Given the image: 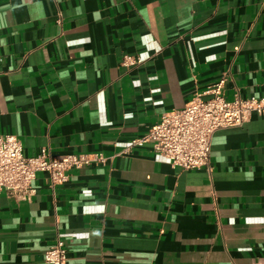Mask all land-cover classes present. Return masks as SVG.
Instances as JSON below:
<instances>
[{"label": "crops", "instance_id": "0c3cea01", "mask_svg": "<svg viewBox=\"0 0 264 264\" xmlns=\"http://www.w3.org/2000/svg\"><path fill=\"white\" fill-rule=\"evenodd\" d=\"M222 75L226 99L264 96V0H0V133L106 157L0 192V264L57 239L66 264H264L263 115L213 131L208 169L122 152Z\"/></svg>", "mask_w": 264, "mask_h": 264}, {"label": "built area", "instance_id": "2783aa9c", "mask_svg": "<svg viewBox=\"0 0 264 264\" xmlns=\"http://www.w3.org/2000/svg\"><path fill=\"white\" fill-rule=\"evenodd\" d=\"M138 62L137 58L123 56L121 63ZM225 76H220L205 90L209 96L195 93L182 107L164 111L150 124L145 133L131 138L122 152L148 143L151 149L181 169L209 168L210 138L218 128L240 125L251 113L264 116V96L226 99L223 94ZM101 152L51 154L41 147L33 156H24L17 136L0 133V192L29 201L35 192L32 180L35 173H47L49 186L64 182L67 171L88 164L102 163ZM64 243L57 239L43 251L46 264H66Z\"/></svg>", "mask_w": 264, "mask_h": 264}]
</instances>
